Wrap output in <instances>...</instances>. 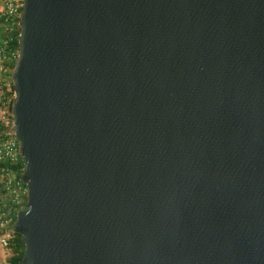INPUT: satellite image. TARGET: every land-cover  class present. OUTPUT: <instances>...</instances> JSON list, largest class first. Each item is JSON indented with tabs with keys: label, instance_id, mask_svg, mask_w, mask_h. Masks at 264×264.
Returning <instances> with one entry per match:
<instances>
[{
	"label": "water",
	"instance_id": "obj_1",
	"mask_svg": "<svg viewBox=\"0 0 264 264\" xmlns=\"http://www.w3.org/2000/svg\"><path fill=\"white\" fill-rule=\"evenodd\" d=\"M19 28L20 264H264V0H23Z\"/></svg>",
	"mask_w": 264,
	"mask_h": 264
},
{
	"label": "built area",
	"instance_id": "obj_2",
	"mask_svg": "<svg viewBox=\"0 0 264 264\" xmlns=\"http://www.w3.org/2000/svg\"><path fill=\"white\" fill-rule=\"evenodd\" d=\"M22 1L3 0L0 5V252L8 248L11 224L25 208L27 199V187L21 181L24 161L13 134L10 101L5 94L11 82L7 66L17 57L11 42L19 27Z\"/></svg>",
	"mask_w": 264,
	"mask_h": 264
},
{
	"label": "trees",
	"instance_id": "obj_3",
	"mask_svg": "<svg viewBox=\"0 0 264 264\" xmlns=\"http://www.w3.org/2000/svg\"><path fill=\"white\" fill-rule=\"evenodd\" d=\"M19 31H20V28L18 27L17 33L15 36H13L12 42H11V46L16 51H18L17 39H18ZM14 63H15V61H13L10 65L7 66V69L9 71H12ZM13 94H14V91H13V85H12V80H11L10 88L7 90V95L9 96V95H13ZM11 104H12V100L10 101V104H9L10 115H11ZM11 118H12V115H11ZM14 221H15V218L13 219V222H12L11 227H10L11 239H10L9 244H8L10 256L8 257L5 264H20L22 257H23L24 245L22 242V238L19 234L13 233L11 231V228H12Z\"/></svg>",
	"mask_w": 264,
	"mask_h": 264
},
{
	"label": "rangeland",
	"instance_id": "obj_4",
	"mask_svg": "<svg viewBox=\"0 0 264 264\" xmlns=\"http://www.w3.org/2000/svg\"><path fill=\"white\" fill-rule=\"evenodd\" d=\"M2 2H3V0H0V5L2 4ZM11 63H12V62H11ZM11 63H10V64H11ZM9 88H10V84L8 85L5 94H6L7 99H8L9 101H11V100L13 99V95H14V94H13V95H9V96L7 95V90H8ZM0 97H1V90H0ZM0 99H1V98H0ZM9 256H10V251H9L8 248H5V249L1 250V252H0V264H5Z\"/></svg>",
	"mask_w": 264,
	"mask_h": 264
}]
</instances>
